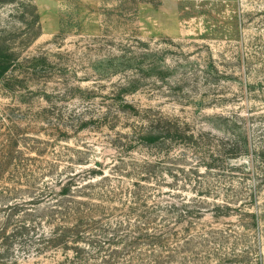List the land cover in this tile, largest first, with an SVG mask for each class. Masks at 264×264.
<instances>
[{
  "label": "rangeland",
  "instance_id": "1",
  "mask_svg": "<svg viewBox=\"0 0 264 264\" xmlns=\"http://www.w3.org/2000/svg\"><path fill=\"white\" fill-rule=\"evenodd\" d=\"M0 47L16 59L0 80V264L63 260L60 249L41 250L45 191L95 163L115 175L113 161L129 157L112 146L137 121L119 112L118 94L197 138L160 147L182 158L174 172L190 176L203 154L245 138L228 160L242 169L196 170L210 185L151 182L155 200L177 205L174 217L205 208L167 225L172 264H264V0H0ZM134 151L138 161L155 155Z\"/></svg>",
  "mask_w": 264,
  "mask_h": 264
},
{
  "label": "trees",
  "instance_id": "2",
  "mask_svg": "<svg viewBox=\"0 0 264 264\" xmlns=\"http://www.w3.org/2000/svg\"><path fill=\"white\" fill-rule=\"evenodd\" d=\"M15 62V55L0 47V80ZM32 62L37 67L44 65V61ZM148 71L152 75L160 70L151 65ZM137 82H131L128 86L136 90ZM114 102L119 105L120 113L137 119L129 125L128 133L118 135L112 145L129 157H118L113 161L110 169L116 171L115 175L105 174L100 163H95L94 169L80 171L85 172L81 175L70 173L64 182L59 180L56 183L55 189L47 188L43 198L46 200L43 210L46 234L41 250L60 249L63 260L58 264H172L174 257L171 256L173 251L169 248V240L176 234L167 225L172 220L178 224L185 222L186 218L192 216L199 219L205 208L174 217L177 205L171 203L163 206L159 200H155L151 182L158 183L161 176H170L176 183L182 181L186 186L197 184L201 188L210 185L193 179L192 176L198 174L196 170L202 166L208 173L220 172L222 166L232 171L236 167L228 165V160H235L247 147L245 138L238 136L229 151L219 149L208 158L203 154V165L194 166L190 176H186L184 171L174 172L172 169L180 170L176 162H181L182 158L171 153H160V147L197 145L194 134L175 119L142 115L128 105L121 94L114 97ZM133 150L153 151L155 155L152 159L138 161L130 157ZM216 161L221 162L219 167H216ZM77 166L86 167L87 164ZM161 167L168 168L165 175H162ZM180 176L183 180H179ZM124 180L130 183L126 185ZM204 194L207 195L208 190ZM214 209V214H219L222 208L216 206ZM224 209L228 210V207ZM160 221H163V226H159ZM183 233H188L187 228ZM190 244L184 241V248ZM199 246L208 249L203 240ZM182 260V264H188L186 257Z\"/></svg>",
  "mask_w": 264,
  "mask_h": 264
}]
</instances>
